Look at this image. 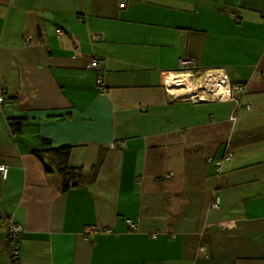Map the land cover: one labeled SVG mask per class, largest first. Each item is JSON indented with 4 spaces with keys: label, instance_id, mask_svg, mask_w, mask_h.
I'll return each mask as SVG.
<instances>
[{
    "label": "crops",
    "instance_id": "obj_1",
    "mask_svg": "<svg viewBox=\"0 0 264 264\" xmlns=\"http://www.w3.org/2000/svg\"><path fill=\"white\" fill-rule=\"evenodd\" d=\"M214 72L236 102L196 100ZM0 86V264L7 218L19 264H264V0H0ZM43 138L95 181L63 191Z\"/></svg>",
    "mask_w": 264,
    "mask_h": 264
},
{
    "label": "trees",
    "instance_id": "obj_2",
    "mask_svg": "<svg viewBox=\"0 0 264 264\" xmlns=\"http://www.w3.org/2000/svg\"><path fill=\"white\" fill-rule=\"evenodd\" d=\"M4 98L5 102L7 103L8 100L6 98L5 91ZM5 107L6 105H4V109ZM8 126L13 134H19L23 126V120L8 119ZM72 149L73 147L70 145L53 146L49 139L43 138L41 139L40 147L32 151V154L35 155L40 160V162H42V166L45 172H55L60 176L63 191H65L69 187L82 188L93 183L99 172V165L96 164L92 165L93 168H82L80 166L71 164L69 159ZM126 219L127 218H125L124 220ZM92 228L96 230L100 229L96 226H92ZM13 236L15 238H13ZM20 237V233L18 235H12L11 233H8L5 238V251H7L9 256V264H19L20 262Z\"/></svg>",
    "mask_w": 264,
    "mask_h": 264
},
{
    "label": "built area",
    "instance_id": "obj_3",
    "mask_svg": "<svg viewBox=\"0 0 264 264\" xmlns=\"http://www.w3.org/2000/svg\"><path fill=\"white\" fill-rule=\"evenodd\" d=\"M122 6V5H121ZM87 69H92V70H96L100 68V64L97 60L93 59L91 61L88 62V64L86 65ZM196 66V60L194 57L190 56V55H185L183 57H181L179 59V67L181 70H188L191 68H195ZM204 84H200L198 86V88H200L202 90V94H207L210 96H204V99H202V101H207V100H233L236 102V98L234 97L235 95H239L244 93L245 88L242 84H238V83H231L228 79V77L226 76V74H222V73H207L204 76ZM211 80H217V90L212 91V88H209L210 86V81ZM96 83L99 86H102L103 84V78L101 76H97L96 78ZM181 85V84H180ZM177 88H181V86L177 87ZM217 91V92H216ZM211 93H218L215 94V96H212ZM202 94L200 96H202ZM199 96V97H200ZM198 97V96H197ZM210 97V99H209ZM216 98V99H214ZM4 105H7L5 102V98H4V91L2 89V87L0 86V114L4 111ZM117 147H124L125 146V142L124 141H118L116 142ZM230 157V154H226L225 155V159H228ZM0 173L2 177H6L7 175V167L4 164H0ZM211 207L212 208H217L218 204L217 201L212 202L211 203ZM6 224L8 225V233H11L12 235H18L20 233V228L18 225L14 224L12 220H10V218H7L6 220ZM128 223V228L130 230H134L135 228V223H133L130 219H126L125 220ZM13 238H15L13 236ZM200 251H203V248L200 249Z\"/></svg>",
    "mask_w": 264,
    "mask_h": 264
},
{
    "label": "rangeland",
    "instance_id": "obj_4",
    "mask_svg": "<svg viewBox=\"0 0 264 264\" xmlns=\"http://www.w3.org/2000/svg\"><path fill=\"white\" fill-rule=\"evenodd\" d=\"M195 78H196V76H195ZM177 81H178V82H175V84L173 85V86H174V89L176 88V85H177V84H183V83H184L183 81H179V80H177ZM203 82H204V79H203V78H202V79L200 78L196 83H194V84H195V87L199 86L200 84L203 85V84H204ZM186 85H187V84H186ZM192 86H193V85H192ZM204 96H210V95H207V94L204 93V94H202V96H200V97L197 98L196 100H202V99H204ZM210 97H211V96H210ZM210 97H209V99H210ZM214 99H216V98H214ZM3 227H4V226H3ZM4 230H5V228H4ZM4 257H7V258H8L9 256H8V254H7V255L4 256ZM9 262H10V261H9V258H8V264H9Z\"/></svg>",
    "mask_w": 264,
    "mask_h": 264
},
{
    "label": "bare ground",
    "instance_id": "obj_5",
    "mask_svg": "<svg viewBox=\"0 0 264 264\" xmlns=\"http://www.w3.org/2000/svg\"><path fill=\"white\" fill-rule=\"evenodd\" d=\"M216 81L217 80H211L210 81V86H209V88H212V91H215V90H217V83H216ZM183 82H184V84H186L187 82H189L188 81V78H185L184 80H183ZM197 88V87H196ZM217 92V91H216ZM215 94H218V93H211V95L212 96H215Z\"/></svg>",
    "mask_w": 264,
    "mask_h": 264
},
{
    "label": "clouds",
    "instance_id": "obj_6",
    "mask_svg": "<svg viewBox=\"0 0 264 264\" xmlns=\"http://www.w3.org/2000/svg\"><path fill=\"white\" fill-rule=\"evenodd\" d=\"M8 233V232H7Z\"/></svg>",
    "mask_w": 264,
    "mask_h": 264
}]
</instances>
